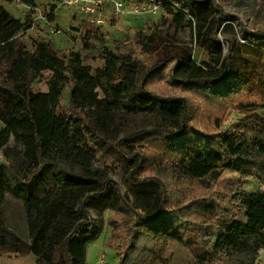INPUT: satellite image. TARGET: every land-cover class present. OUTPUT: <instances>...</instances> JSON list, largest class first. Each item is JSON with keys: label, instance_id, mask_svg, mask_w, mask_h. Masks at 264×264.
<instances>
[{"label": "trees", "instance_id": "1", "mask_svg": "<svg viewBox=\"0 0 264 264\" xmlns=\"http://www.w3.org/2000/svg\"><path fill=\"white\" fill-rule=\"evenodd\" d=\"M158 1L169 15H162L159 31L145 34L140 28L135 36L115 37L114 50L99 31L86 32V48L97 39L103 61L92 67L85 63L94 58L91 53L61 50L42 35L28 49L25 35L35 22L33 11L21 21L6 4L33 8L36 0H0V119L5 123L0 149L12 158L8 168L16 185L28 191L49 163L64 160L78 169L40 194L21 191L0 173V250L34 253L36 264H84L87 245L96 239L89 207L104 196L127 216L112 222L110 241L121 242L119 264H156L169 241L190 248L195 264H234L236 254L264 248V193L248 192L241 182L230 185V203L244 205L246 222L220 208L214 194L226 171L264 172V29L245 30L247 42L229 41L221 60V39L212 31L215 20L202 2ZM187 16L209 55L201 64L172 40L171 24ZM218 17L221 24L229 16L221 11ZM45 71L53 76L49 91L40 92L34 82ZM160 81L188 91L203 106L193 108L177 92L158 94ZM147 109L160 123L140 129ZM230 110L237 118L222 129ZM199 120L203 127L196 125ZM105 143L132 162L126 182L135 204L95 168V150ZM18 161L26 165L23 173L12 163ZM8 194L23 196L28 241L5 231ZM210 226L218 228L212 250L192 236Z\"/></svg>", "mask_w": 264, "mask_h": 264}, {"label": "rangeland", "instance_id": "2", "mask_svg": "<svg viewBox=\"0 0 264 264\" xmlns=\"http://www.w3.org/2000/svg\"><path fill=\"white\" fill-rule=\"evenodd\" d=\"M191 2L192 0H183ZM202 2V7L208 9L211 13L212 20H215L212 31L217 32V37L221 39L223 48L222 58L227 54L229 41L247 42L243 39L245 30L255 32L264 29V0H196ZM19 4V3H18ZM178 5V3H177ZM13 12L20 16L21 21H25L27 14L32 10L34 17L33 27L26 33L25 40L28 44V49L32 50L33 42L38 35H42L51 39L61 50L80 51L84 55L91 53L94 58L86 59L85 63L92 67L103 65V61L99 58V43L97 39L90 40V47L85 46V34L88 31H99L108 41V48L114 50L115 37L125 35L135 36L138 30L143 28L145 34L160 30L163 23L159 22L162 15L169 17L164 13V10L157 16L145 20L144 26H138V19L131 17L107 19L106 24L101 28L97 25L94 19L74 7H69L61 4L60 0H36V6L31 8L21 4H6ZM184 11L187 8L184 7ZM221 11L229 17L227 20L220 23L219 15ZM19 13V14H18ZM108 15L107 18H110ZM44 17V18H42ZM190 17H181L178 22L171 24L170 32L172 40L176 42L178 47L188 48L193 58L198 63H203L209 59V55L205 54L200 46L197 38V29L189 26L188 20ZM216 19L218 22L216 23ZM218 58V54L214 56ZM147 60V57H144ZM175 62L169 63L171 67ZM53 76L52 71H45L34 82V87L37 91L48 92V81ZM157 93L163 96H168L173 92L186 97L190 100L193 108L197 109L203 106L201 99H196V96L177 88L167 81H160L157 85ZM69 88L64 91L62 102L66 105L68 102ZM204 109V107H201ZM143 118L139 122L138 127L151 129L159 125L160 120L158 115L152 110H145ZM237 118V115L232 110L224 115L222 129L228 127ZM197 126L203 127V121L199 120ZM224 125V126H223ZM5 126V123L0 119V128ZM123 133L120 134V137ZM13 143V142H12ZM19 149L18 145H14ZM95 168L99 169L105 176L117 182L126 199L135 204V197L130 185L126 182V168H131L130 161L116 154L111 145L105 143L103 146L95 150ZM12 158L4 156L0 149V173L8 176L13 184L23 192L42 193L45 189L56 186L63 182L69 172H75L78 169L71 163L58 160L56 163H49L44 168L41 174L32 184L30 191L26 190L21 184L16 185L17 179L14 173L8 168ZM15 170L23 173L26 165L24 161L12 162ZM236 182L242 183V188L248 192H263L264 193V172L254 171L250 174H240L231 171H226L218 180L214 194L217 205L222 209H229L237 217L240 222H246L244 205H235L230 203V185ZM112 198L104 196L94 199L91 202L89 210L95 221L94 233L96 239L87 245L86 260L84 264H119V253L121 242L119 240L110 241L112 233V222L127 217L125 214L116 211ZM3 222L7 233H12L22 240L28 241V226L26 219V211L24 199L22 195L8 194L3 206ZM218 228L204 227L196 231H192V236L195 237L201 244L212 250ZM38 257L34 253L21 255L18 252H9L0 250V264H36ZM234 264H264V248H260L257 252L245 251L234 256ZM156 264H195L194 256L190 248L177 242L169 241L162 260Z\"/></svg>", "mask_w": 264, "mask_h": 264}, {"label": "built area", "instance_id": "3", "mask_svg": "<svg viewBox=\"0 0 264 264\" xmlns=\"http://www.w3.org/2000/svg\"><path fill=\"white\" fill-rule=\"evenodd\" d=\"M60 2L92 17L98 26L105 25V21L112 18L131 17L147 20L159 15L163 8V3L158 0H60ZM108 15H111L110 18H107Z\"/></svg>", "mask_w": 264, "mask_h": 264}, {"label": "crops", "instance_id": "4", "mask_svg": "<svg viewBox=\"0 0 264 264\" xmlns=\"http://www.w3.org/2000/svg\"><path fill=\"white\" fill-rule=\"evenodd\" d=\"M18 3L19 2H14V4H17V5L21 4V3H19V4ZM21 5L26 6L24 4H21ZM6 8L16 19H20V16L15 14L11 8H8L7 6H6ZM137 23H138V26H137L138 28L141 27V26H144L145 19H138Z\"/></svg>", "mask_w": 264, "mask_h": 264}]
</instances>
